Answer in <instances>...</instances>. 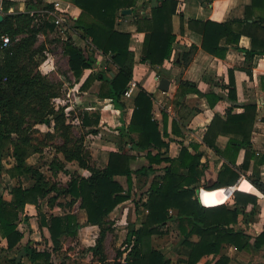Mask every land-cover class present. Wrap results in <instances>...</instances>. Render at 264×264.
Listing matches in <instances>:
<instances>
[{
    "label": "trees",
    "instance_id": "obj_1",
    "mask_svg": "<svg viewBox=\"0 0 264 264\" xmlns=\"http://www.w3.org/2000/svg\"><path fill=\"white\" fill-rule=\"evenodd\" d=\"M70 1L81 9L79 17L72 19V29L75 35L85 41V45L77 44L72 36L66 40L58 38L62 41L63 53L68 57L69 70L78 80L85 69H93L80 89L88 90L96 80L101 81L98 96L110 99L123 112L126 107L123 98L133 78L135 55L130 49L131 34L117 30L116 21L124 17L121 13L123 9L133 10L137 30L145 33L140 61L155 69L171 57L176 37L172 20L178 0H157L158 4L149 13L141 12L137 6L138 0ZM14 4L15 1L8 0L3 3V20L0 21V35H8L12 41L9 47L0 50V176L6 170L11 178L24 176L31 183L29 186L18 183L4 187L9 198L0 193V244L2 240L6 241V247L0 248V251L22 246L23 256L32 264H55L53 255L63 251L62 239H78L83 229L92 226L88 231L93 235L92 242L85 243V250L101 264L108 262L105 242L107 235L114 231L110 214L117 206L132 199L134 174L147 178L145 184L148 187L143 193L147 198L142 201V195L140 199L147 215L140 227L130 224L124 241V252L127 253L122 260L123 251L119 250L113 264H171V259L151 244L152 236L166 233L163 228L171 220L176 221L182 238L183 253L186 256L182 261L184 264H197L203 256L211 254L219 256L213 264H231L230 258L222 254L224 243L234 245L238 250L250 249L251 236L236 226L241 214L245 218L251 216L245 213L248 204H252L251 214H254L257 197L235 191L236 207L233 209L225 204L210 207L202 205L198 189L206 166L201 162L199 145L191 144L195 150L191 152L182 144L177 157L166 156V152L162 151V148L169 147L168 141L164 139L166 129L160 128L159 122L153 118V95L143 87L139 86L134 98L129 125L120 129V141L124 144L130 142L133 150L145 151L147 164L133 170L131 162L136 156L120 149L108 154L105 167L97 165L85 145L88 132L85 128L98 126L100 113H79L83 130L78 135L72 122L73 112L67 113V106L57 105L55 101L62 95L64 81L52 79L39 69L46 48L39 34L48 35V32L55 29L52 23L30 14L31 10L43 5V0H25L24 11H10V6ZM46 6L53 7L51 4ZM263 9L264 0H251V4L245 8L243 19L225 22L189 19L188 27L202 36L201 46L209 54L224 58L228 45L234 44L244 51L248 60L256 54L264 56V17L256 16V10ZM242 36L250 38L251 49L239 47ZM221 40L226 45H221ZM194 49L192 47L183 53L185 66L189 64ZM96 51L108 57L107 65L106 62L98 64ZM247 72L251 75V70L247 69ZM227 88L228 98L237 100L232 69L229 70ZM189 93H196L208 100L213 96L200 91L193 82L180 80L174 104L180 106L181 100ZM213 97V101H210L212 107L222 98L218 95ZM243 107L244 111L239 114L228 110L225 119L215 115L203 135L207 146L227 158L228 151L237 155L240 148H246L242 168L247 166L252 157L248 150L252 147L251 135L257 118L256 104L248 103ZM38 125L52 128V131L42 132ZM96 131L92 129L90 132ZM220 134H234L240 138H230L226 149L221 150L216 145ZM48 147L54 148L56 153L64 157L61 160L54 156L48 170L54 176L58 172L69 175L66 183H59L48 176L39 164L31 165L27 162L30 156L41 154ZM7 152H11L14 164L5 169L3 161ZM73 161L80 168L88 170L90 175L85 177L67 169L66 162ZM231 161L234 163L233 157ZM239 177L240 173L236 169L224 164L218 179L210 185L205 184L204 188L213 190L232 186ZM251 180L264 191L261 177L255 175ZM61 198L68 199L65 204L69 206V212L50 214L47 217L41 202L47 200L50 208L65 207L59 201ZM75 203H79V207L86 213L87 218L83 223L71 211ZM28 204L37 208L39 226L48 229L53 244L51 249H38L35 242L26 240L31 233L28 217L24 216ZM21 224L26 226V231L20 229ZM193 234L200 237L198 242L191 241ZM253 248L264 249V230L254 237ZM7 262L21 264L20 260L15 259Z\"/></svg>",
    "mask_w": 264,
    "mask_h": 264
},
{
    "label": "crops",
    "instance_id": "obj_2",
    "mask_svg": "<svg viewBox=\"0 0 264 264\" xmlns=\"http://www.w3.org/2000/svg\"><path fill=\"white\" fill-rule=\"evenodd\" d=\"M60 1H62L65 5L66 10L69 11L72 19L76 20L81 14V9L70 0ZM157 4V0H138L137 2V6L140 8L141 12L145 13H149L151 8L155 7ZM250 4L251 0H178L177 11L172 20L173 32L176 35L173 51L171 57L166 59L162 66L157 67L159 72L156 71L157 68H151L148 64L140 61L143 53L145 33L137 30V27L134 24L136 17L131 9V14L119 17L116 21L117 30L131 34L130 49L135 55L132 81L136 82L137 87L131 97L126 98L124 96L123 101L126 106L125 110L122 112L114 106L110 99H104L98 96L101 86V81L99 80H96L88 90L80 89L81 85L90 73H92L93 69H85L78 80H76L69 71L73 80L71 81L68 89L76 90L78 93H81L82 95L80 97L82 100L89 96L90 100L87 101V104L85 102L83 103L78 101L80 102L76 103L77 106H79L78 111H76V109H71V105L65 103L61 104L67 106V113L73 112L72 117L74 120L72 122L75 128L80 131H82L83 128L81 127V122L78 118L79 113L84 111H98L100 113V122L98 126H87L85 128L86 131H88L85 135V145L89 148L99 167H105L108 160V154L110 152L122 149L128 154L136 156V158L131 162V167L133 170H137L147 164L145 159L146 152L133 150L130 142L126 144L121 143L120 129L122 127H127L130 123L134 109V98L138 93L139 86L151 93L154 101L153 118L159 122L160 128L163 129L165 127L166 129V136L164 139L165 141H168L169 147L162 148V151L166 152V156L171 158L177 157L182 144L186 145L191 152H195V150L190 146L191 144L199 145L198 151L202 152L201 162L206 166L204 175L200 181V188L198 189V197L202 205L210 207L225 204L229 208L233 209L236 207L234 199L235 191L252 194L257 197V205L254 214H251V210L253 208L252 204H248L246 206L245 213L251 216L245 218V216L241 214L238 220L239 223L236 226V228L243 229L251 236L250 249L238 250L234 245L227 243H224L222 246V254H225L230 258L231 264H264V249L255 250L253 248L254 237L264 230V191L254 185L251 180V177L258 175L264 183V161H262V159H264V56L256 54L253 58L247 60L244 51L238 49L234 44L228 45V50L224 58L213 56L202 48V36L189 29L188 20L196 19L225 22L231 19H243L245 16V8ZM18 8L21 11L26 9L25 0L19 1ZM258 15L264 17V9L256 10V16ZM182 23L183 28L181 27ZM46 37L47 34L44 39ZM72 37L77 44L81 46L85 45V41L80 39L78 35H73ZM41 42L43 41L41 40ZM220 44L226 45L224 40H221ZM192 47L195 49L191 55V60L189 64L185 66L183 64L182 55L184 52L190 51ZM239 47L248 50L251 49L250 38L248 36H242L239 42ZM96 57L99 65L105 62L107 65L108 57L103 56L99 51H96ZM99 68L101 69V67ZM230 69L234 71L236 84L237 100L234 101L228 98L227 86L229 84ZM247 69L251 70V75L247 72ZM161 74L166 76H162ZM162 77H166L171 81L169 92H164L159 89V81ZM180 80L193 82L203 93H208L213 96L218 95L222 98L215 104V106L212 107L210 103L213 101V96H211L210 100H208L206 97L199 96L196 93H189L181 100V105L176 106L174 104V95L177 92ZM248 103H254L257 105V118L254 122L251 135L252 147L251 150H248V152L252 153V157L250 158L247 166L242 168L241 166L245 160V153L247 152L246 148H240L237 155L228 151L229 157L227 158L217 154L212 148L207 146L203 141V135L215 115H219L225 119L228 110H231L233 114L242 113L244 111L243 106ZM92 129H96L97 131L90 132ZM40 130L42 132H47L52 131V128L47 127L46 129L41 128ZM236 137L240 138V136H236L234 134H220L216 140V145L221 150H225L228 146L230 138ZM154 152L156 151L154 150ZM43 153L33 154L27 159V162L31 165L36 164V162L34 163L30 160L36 155L41 156ZM54 156L64 160L61 153L55 152L52 154L51 159H46L48 160L47 168ZM232 157L235 160L234 163L231 161ZM224 164L230 165L240 173V177L237 182L232 186H226L213 190L204 188L205 184L210 185L218 179L219 172ZM66 166L70 171H77L82 176L88 177L90 175L88 170L80 168L75 161L66 162ZM48 172L50 173L48 176L53 177V179L59 183H66L69 180V175L63 172H58L56 176L52 175L50 170H48ZM62 174H64L65 179L61 178ZM133 181L134 192H136V189H140L143 194L147 190L145 188V183L147 182V178L145 176L134 174ZM228 187H232V197H226L224 194V188ZM5 197L9 198V196ZM141 198L142 197L140 196V199ZM146 198L147 196L144 194L142 201L146 200ZM130 200H128V202ZM59 201L60 203L64 202L65 204L68 199L61 198ZM142 201L138 203L139 207L136 205V209H138L136 211L139 213V217L133 222L127 223V208L124 209V219L122 221L128 225V229L131 226L130 224L135 225L136 228L140 227L141 223L145 220L147 210L143 207ZM45 202L46 205H48L47 200H45ZM76 204H78L79 207V203H75L74 206ZM28 207L35 208V206L31 204H28L26 208L28 209ZM55 207H49L50 212L43 213L46 214L47 217L50 214L61 215L65 213H54L53 211ZM73 207L71 208V211L77 214L76 211L73 210ZM118 207L119 206H117L111 214ZM63 208L67 209L66 212H69L70 210L69 206L66 204ZM29 214L33 216L35 213ZM84 215L85 217L81 221L79 215L77 214L79 221L82 223L85 222L87 218L86 213ZM35 219H38V228L41 230V236H44L47 240L46 245L35 244V246L38 249H51L53 244L50 239L48 229L46 227L41 228L39 226V217H36ZM119 225L118 223H114L113 227L115 228L118 226L122 228L121 232H125L127 235L128 230ZM30 226L33 234L35 230L34 225L30 224ZM89 228H92V226H88L82 231ZM163 229L166 233L152 236V247L161 251L168 258H170L171 264H184L182 261L185 260L186 256L183 253L182 238L179 236V229L176 221L171 220ZM190 239L193 242H198L200 237L193 234ZM34 240L32 239L31 241L39 242L38 237ZM62 242L64 246L63 250H65V238L62 239ZM1 244L2 246H6V241L3 240V243ZM121 249L124 250L125 246ZM15 250L17 252L19 249ZM22 251L23 249L21 247L18 257L17 253L12 256L11 250H3L0 253V262L3 261V264H6V261H8L7 258H18V260H22L23 263L28 262L29 264H32L27 258H25V256H23ZM126 253V251L123 252V256L121 258L122 260H124ZM218 257L219 256H214L213 254L205 255L197 264H213ZM110 260L112 259L108 257V261ZM81 261H85V259L82 258ZM62 263L63 261L61 264ZM98 263L101 264L100 262Z\"/></svg>",
    "mask_w": 264,
    "mask_h": 264
},
{
    "label": "rangeland",
    "instance_id": "obj_3",
    "mask_svg": "<svg viewBox=\"0 0 264 264\" xmlns=\"http://www.w3.org/2000/svg\"><path fill=\"white\" fill-rule=\"evenodd\" d=\"M8 1H15L14 5L10 6L11 10H15V9H19V1H23V0H8ZM44 41L47 45L46 48L44 50V55L45 57L41 60V63L39 65V69L45 73L48 74L52 79H56V80H62L65 81V84L63 85V90H62V95L60 98L56 99V104L57 105H61L62 103L71 105V109H76V111H78L79 106H77L76 103H80L78 101L81 102H85L87 104V101H89V96H87L85 99L82 100V98L80 97L82 94L78 93L76 90H69L68 87L71 84V81L73 80V78L71 77V74L69 73V65H68V57L63 53L62 50V41L58 38H53L51 35H48L45 39L44 38H40V41ZM52 69V70H51ZM85 97V96H84ZM81 99V100H80ZM68 110V109H67ZM72 111V110H71ZM40 129H46V126L40 125L38 126ZM76 133L79 135L81 133L80 130L76 129ZM55 149H53L52 147H48L44 149V153L39 156L36 155L34 158H32L30 161L31 162H36V164H39L43 170L44 173H46L47 175H50V173L48 172V168H47V161L46 159H51V156L53 153H55ZM4 165H5V169L10 168L13 164H14V158L11 154V152H7L3 161ZM6 171V170H5ZM3 170L1 176H0V193H4L5 196H7L6 191L4 190V187H8V186H12L14 184H18L21 183L24 186H28L30 185L31 181L29 180V178L21 176L20 178H11L7 172H5ZM62 179H65L64 174L61 175ZM63 183V182H62ZM148 186H145V188L147 189ZM139 188V187H137ZM144 188V189H145ZM140 189H136V192H134L132 199L128 202H124L122 204L119 205V207L111 214L110 218L111 220L121 227H124L125 229L128 230V225L123 222L122 220L124 219L123 217V211L125 208H127V215H126V221L127 223L133 222L134 220L138 219V212L136 210V205L138 206V203L141 201L140 196H142V192ZM141 194V195H140ZM64 204V202H62ZM27 207V206H26ZM41 207L43 212L45 213H49L50 212V208L48 207V205H46L45 200H43L41 202ZM139 207V206H138ZM73 210L76 211V213L79 215L80 220L82 221L83 218L85 217V213L83 210H81L78 207V204H76L73 207ZM67 211V209H64L63 206H56L54 209V213H63ZM29 213H35L33 216H31ZM24 216L28 217V221L30 224L34 225V233L32 234L31 231V235L29 234L26 237V240H34L36 237L39 238V242H35L37 245H46L47 240L45 239L44 236H41L40 232L41 230L38 228V219H35L36 217L38 218V214H37V209L35 208H31L28 207L25 208L24 211ZM20 229L25 230L26 231V226L24 224L20 225ZM91 229V228H90ZM90 229H87L85 231H81V235L79 234V238L72 240L67 238L65 240V250H63L62 252H60L59 254H55L54 255V263L55 264H61V262L63 261V264H99L95 259L92 258L91 254L88 253V251L85 250L86 244L85 243H91L92 242V233L88 232ZM114 231L110 232L107 235L106 238V250H107V255L110 259V261L106 262V263H102V264H113L114 259L116 258L117 252L119 250H122L124 252L123 249H121L125 244V235L126 233H122V228L116 226L115 228L113 227ZM118 230V231H116ZM85 232H87L86 234H84ZM25 240V241H26ZM87 240V241H86ZM25 241L22 242V245L25 244ZM35 241V240H34ZM86 241V242H85ZM1 243H3V240L1 241ZM6 246H2V244H0V248H5ZM22 246H20L18 249L20 250ZM19 250L16 252V250H11V255H15V253H17L18 257H19ZM2 251H0L1 253ZM2 255V254H1ZM85 259V261H81V259ZM8 261L15 259L16 261L18 260V258H7ZM4 262L1 261L0 264H3ZM6 263H8L6 261ZM21 264H29L28 262L23 263V261L21 260Z\"/></svg>",
    "mask_w": 264,
    "mask_h": 264
},
{
    "label": "built area",
    "instance_id": "obj_4",
    "mask_svg": "<svg viewBox=\"0 0 264 264\" xmlns=\"http://www.w3.org/2000/svg\"><path fill=\"white\" fill-rule=\"evenodd\" d=\"M5 1L6 0H0V14L2 15L4 13L3 3ZM48 4L53 5V7H47L46 5ZM30 14L32 16L36 15L38 17H41L43 18L44 22L52 23L54 25V31L51 33L48 32V35H51L53 38L57 37L61 40H66L69 36L75 35L72 29V17L70 16L69 11L66 10L65 5L60 0H43V5L40 6L38 9L31 10ZM45 35L46 34L43 33L39 34V39L44 38ZM16 39H19V37H17ZM11 43L12 41L8 35H0V50L9 47ZM136 87V82L130 81L124 96L126 98L131 97ZM224 194L226 195V197H232V187L224 188Z\"/></svg>",
    "mask_w": 264,
    "mask_h": 264
},
{
    "label": "water",
    "instance_id": "obj_5",
    "mask_svg": "<svg viewBox=\"0 0 264 264\" xmlns=\"http://www.w3.org/2000/svg\"><path fill=\"white\" fill-rule=\"evenodd\" d=\"M121 12H122V14L127 15V14H131L132 10L131 9H123ZM2 20H3V15L0 14V21H2ZM156 71L159 72V69L157 68ZM170 82H171L170 79H168L166 77L160 78L159 89L161 91H164V92H169Z\"/></svg>",
    "mask_w": 264,
    "mask_h": 264
}]
</instances>
